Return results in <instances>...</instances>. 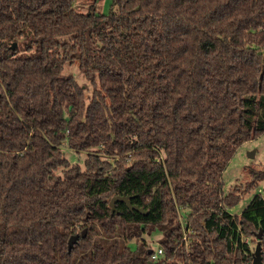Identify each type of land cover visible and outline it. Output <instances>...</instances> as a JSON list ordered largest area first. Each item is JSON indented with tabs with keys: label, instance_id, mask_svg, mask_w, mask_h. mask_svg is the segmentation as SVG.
Wrapping results in <instances>:
<instances>
[{
	"label": "trees",
	"instance_id": "16d2710c",
	"mask_svg": "<svg viewBox=\"0 0 264 264\" xmlns=\"http://www.w3.org/2000/svg\"><path fill=\"white\" fill-rule=\"evenodd\" d=\"M97 1L0 0V264H264V0Z\"/></svg>",
	"mask_w": 264,
	"mask_h": 264
},
{
	"label": "rangeland",
	"instance_id": "374dc122",
	"mask_svg": "<svg viewBox=\"0 0 264 264\" xmlns=\"http://www.w3.org/2000/svg\"><path fill=\"white\" fill-rule=\"evenodd\" d=\"M77 8L79 10L85 11L87 9L88 4L91 0H75ZM113 0H98L97 1V10L99 12L108 13L112 8ZM63 72L67 75L74 76L77 81L85 85L84 83H88L86 81L85 76L80 72L78 63L69 64L67 63L64 66ZM63 151L71 162H79L80 164L84 163L86 152H77L67 145H64ZM254 151V157H249V153ZM264 168V133L257 136L256 138L250 139L244 142L236 151L235 155L230 160L224 174V189L225 191H229L235 185H241L244 187L247 181L250 180L251 176L249 174V168ZM261 184L256 190L249 191L242 196L241 201L233 206L230 210L233 213L240 214L241 211L248 205L252 196L257 192H262L264 195L263 185ZM185 213V212H184ZM164 236L163 232L160 230H155L151 235L144 234L148 245L152 248H156L159 245L160 239ZM132 248H136V239H133L130 242Z\"/></svg>",
	"mask_w": 264,
	"mask_h": 264
},
{
	"label": "water",
	"instance_id": "95a60500",
	"mask_svg": "<svg viewBox=\"0 0 264 264\" xmlns=\"http://www.w3.org/2000/svg\"><path fill=\"white\" fill-rule=\"evenodd\" d=\"M16 45V43L14 44V46ZM254 154L255 152L254 151H251L249 153V157H254ZM119 201H123L125 202L128 207L131 209V210H139L143 213H147V211H145L143 208L135 205L132 203L131 201V198L130 196H127V195H115L113 196L111 199H110V202H109V205L112 209V214L115 212L116 210V204L117 202ZM85 233V230L82 232V234ZM80 237V234L79 233H76L74 235H72L68 241V248H69V251H71V249L73 248V246L75 245V243L78 241ZM149 253H151V249H149ZM254 264H262V257H261V250H260V246L257 245L256 247V250H255V254H254Z\"/></svg>",
	"mask_w": 264,
	"mask_h": 264
},
{
	"label": "built area",
	"instance_id": "2783aa9c",
	"mask_svg": "<svg viewBox=\"0 0 264 264\" xmlns=\"http://www.w3.org/2000/svg\"><path fill=\"white\" fill-rule=\"evenodd\" d=\"M187 237V233H185V238ZM164 254L163 248L158 245L155 249L151 247V259L153 261H158L161 259L162 255Z\"/></svg>",
	"mask_w": 264,
	"mask_h": 264
}]
</instances>
